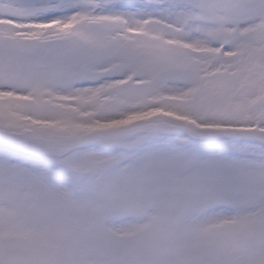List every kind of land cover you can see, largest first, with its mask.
Segmentation results:
<instances>
[{
    "label": "snow or ice",
    "instance_id": "1",
    "mask_svg": "<svg viewBox=\"0 0 264 264\" xmlns=\"http://www.w3.org/2000/svg\"><path fill=\"white\" fill-rule=\"evenodd\" d=\"M0 264H264V0H0Z\"/></svg>",
    "mask_w": 264,
    "mask_h": 264
}]
</instances>
